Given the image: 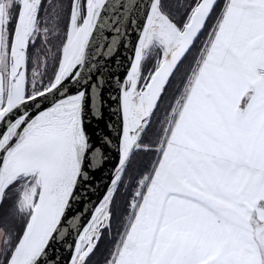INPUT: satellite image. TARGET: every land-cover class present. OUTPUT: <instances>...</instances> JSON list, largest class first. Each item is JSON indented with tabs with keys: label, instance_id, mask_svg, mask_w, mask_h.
I'll list each match as a JSON object with an SVG mask.
<instances>
[{
	"label": "snow or ice",
	"instance_id": "snow-or-ice-1",
	"mask_svg": "<svg viewBox=\"0 0 264 264\" xmlns=\"http://www.w3.org/2000/svg\"><path fill=\"white\" fill-rule=\"evenodd\" d=\"M0 264H264V0H0Z\"/></svg>",
	"mask_w": 264,
	"mask_h": 264
},
{
	"label": "water",
	"instance_id": "water-1",
	"mask_svg": "<svg viewBox=\"0 0 264 264\" xmlns=\"http://www.w3.org/2000/svg\"><path fill=\"white\" fill-rule=\"evenodd\" d=\"M117 58H119V64L117 63ZM98 61L99 63L95 74L104 75L105 80L98 88H94L91 81L87 82L89 119L86 120V123H89L91 127L95 129V136L99 137L101 143H103V137L107 134V131H113L114 133V130H106L104 125L109 119H116V114L112 111L115 101L111 96L116 90V85L113 82L112 77L116 75L123 76V73L127 70V57L125 55V50L121 48L118 49L114 55L107 58H105L103 54H100L98 56ZM93 112H99L100 116L92 117ZM108 155L115 158V149L113 148ZM112 162L114 164V159ZM108 175L107 166H104L99 170L93 169L89 174V181H86L85 183L91 182L94 186L99 187V185H97V180L103 184Z\"/></svg>",
	"mask_w": 264,
	"mask_h": 264
}]
</instances>
